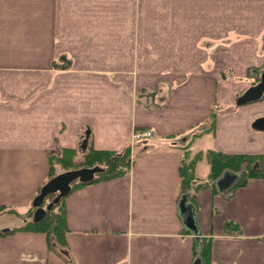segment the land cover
<instances>
[{"label": "crops", "instance_id": "0c3cea01", "mask_svg": "<svg viewBox=\"0 0 264 264\" xmlns=\"http://www.w3.org/2000/svg\"><path fill=\"white\" fill-rule=\"evenodd\" d=\"M263 70L264 0H0V209L16 211L0 213V264H195L206 239L212 264H264V178L192 203L180 175L213 114L192 154L264 155V96L237 105ZM140 129L153 137L134 144ZM127 148L129 173L65 198V253L9 233L32 221L52 157Z\"/></svg>", "mask_w": 264, "mask_h": 264}, {"label": "trees", "instance_id": "16d2710c", "mask_svg": "<svg viewBox=\"0 0 264 264\" xmlns=\"http://www.w3.org/2000/svg\"><path fill=\"white\" fill-rule=\"evenodd\" d=\"M259 80L260 74L258 73L253 85L257 84ZM215 119L216 115L213 114L209 124L207 126L199 127L197 129V133L194 134L193 139H191L185 146H182L185 152L184 161L180 167L183 188L182 192L187 195L188 199L192 203H195V194L201 187L212 186L215 188V191H217L216 182L227 171L239 175V179L236 181L233 187L225 192V195L228 197L231 196L237 188L245 186L249 180L264 178V155L225 154L216 150H207L206 152H197L192 154L191 147L194 140L206 132H213L215 129ZM204 159L208 162L210 167L209 175L206 179L198 181L195 176L196 168L198 164ZM133 161L134 159H132L131 148H127L120 153L93 149L87 151L80 157L77 150L65 149L61 154L55 155L51 158L49 180L62 172L70 170L83 168L100 170L92 182L74 183L72 185V191H74L85 185L114 179L129 173ZM54 197L55 195H51L48 198L53 199ZM65 198H62V200L57 205H55L52 210L48 211L47 215L42 221L38 223H33L30 221L24 227L14 229L9 231V233L14 232L15 230L43 232L48 236V244L51 250L59 248L65 253L67 248L66 233L69 230L66 219V208L64 203ZM34 210L35 209L33 207L29 210L30 217L33 216ZM5 212L9 214H16L15 210ZM5 212L4 209H0V213ZM232 225V223L228 224V226ZM230 228L236 229L234 226ZM3 234L4 233L0 232V235ZM199 257L202 264H212L211 239L203 240ZM67 260L68 264H75L71 258L68 257Z\"/></svg>", "mask_w": 264, "mask_h": 264}, {"label": "water", "instance_id": "95a60500", "mask_svg": "<svg viewBox=\"0 0 264 264\" xmlns=\"http://www.w3.org/2000/svg\"><path fill=\"white\" fill-rule=\"evenodd\" d=\"M264 96V70L260 74V80L257 84L249 87L242 95L237 99V105L243 106L245 104L259 101ZM259 129L264 128V120L259 121ZM86 142L84 147H86ZM98 169H76L66 172H62L52 179H50L41 189L39 195L34 199L32 205L35 209L32 222L38 223L42 221L47 212L52 210L62 198L67 197L72 191V185L76 182L89 183L92 182L96 175L99 173ZM239 175L236 173L227 171L223 176L216 182V186L221 193L229 190L234 183L238 180ZM55 195L54 199L46 204V198ZM180 213L184 217V224L188 229L193 231L196 230V219L192 209L187 205L186 200L180 204ZM195 264H202L200 259H197Z\"/></svg>", "mask_w": 264, "mask_h": 264}, {"label": "built area", "instance_id": "2783aa9c", "mask_svg": "<svg viewBox=\"0 0 264 264\" xmlns=\"http://www.w3.org/2000/svg\"><path fill=\"white\" fill-rule=\"evenodd\" d=\"M153 134L150 130H137L134 134V144L146 138L152 137Z\"/></svg>", "mask_w": 264, "mask_h": 264}, {"label": "rangeland", "instance_id": "374dc122", "mask_svg": "<svg viewBox=\"0 0 264 264\" xmlns=\"http://www.w3.org/2000/svg\"><path fill=\"white\" fill-rule=\"evenodd\" d=\"M193 149H195L194 147H193ZM206 165V164H205ZM207 167V166H206ZM202 173V172H201ZM51 200H53L52 198H48V199H46V203H50V201ZM12 214H14V213H12Z\"/></svg>", "mask_w": 264, "mask_h": 264}]
</instances>
